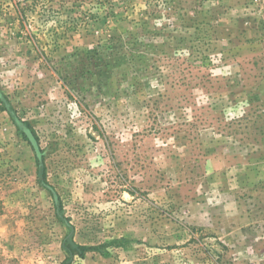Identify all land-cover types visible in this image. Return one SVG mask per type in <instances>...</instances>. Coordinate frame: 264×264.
<instances>
[{
  "label": "rangeland",
  "instance_id": "374dc122",
  "mask_svg": "<svg viewBox=\"0 0 264 264\" xmlns=\"http://www.w3.org/2000/svg\"><path fill=\"white\" fill-rule=\"evenodd\" d=\"M0 95V264H264V0H0Z\"/></svg>",
  "mask_w": 264,
  "mask_h": 264
},
{
  "label": "trees",
  "instance_id": "16d2710c",
  "mask_svg": "<svg viewBox=\"0 0 264 264\" xmlns=\"http://www.w3.org/2000/svg\"><path fill=\"white\" fill-rule=\"evenodd\" d=\"M0 101L2 103H4V100L2 98V95H0ZM7 111H9V113H12L11 109H6ZM14 117V116H13ZM15 123L18 126V128L21 130L24 139L29 142V144L32 146L33 151L36 153L37 156V161L39 163V165L41 166L42 169H44V158L42 155V151L39 148L37 141L34 137V132L32 127L30 126L29 123L26 122H22L18 119L15 118ZM44 186L50 191L51 195L53 196L54 200L57 202V206L59 204V197L57 195V193L54 191V189L48 184L46 183V181H43ZM60 209V208H59ZM64 250L67 254V263L70 262V260L75 256L78 255L81 258H84L86 253L89 251H95L98 248L97 247H89V246H83V245H77L72 241L67 240L64 243Z\"/></svg>",
  "mask_w": 264,
  "mask_h": 264
}]
</instances>
